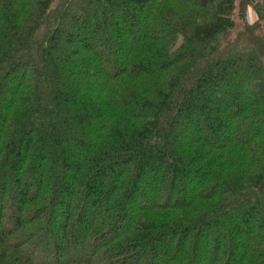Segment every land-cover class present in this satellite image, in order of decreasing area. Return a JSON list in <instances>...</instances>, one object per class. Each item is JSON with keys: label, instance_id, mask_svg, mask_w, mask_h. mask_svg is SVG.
Segmentation results:
<instances>
[{"label": "trees", "instance_id": "16d2710c", "mask_svg": "<svg viewBox=\"0 0 264 264\" xmlns=\"http://www.w3.org/2000/svg\"><path fill=\"white\" fill-rule=\"evenodd\" d=\"M78 1L0 0V264H264V0Z\"/></svg>", "mask_w": 264, "mask_h": 264}, {"label": "rangeland", "instance_id": "374dc122", "mask_svg": "<svg viewBox=\"0 0 264 264\" xmlns=\"http://www.w3.org/2000/svg\"><path fill=\"white\" fill-rule=\"evenodd\" d=\"M238 1H239V0H236V4H238ZM80 3H81V0L78 1L77 4L79 5ZM234 15H235V21H236L237 23H241V19L239 18V14H238V8H236ZM245 20H246L249 24H253V23H255L256 20H257V16H256V14H255V12H254V10L252 9L251 6L248 7V10H247V13H246ZM71 39H72L71 37L68 38L67 34H66L64 37H62V39H61L62 46L65 45V47H67V46H68V42H70ZM64 51H65V50H64ZM63 53H64V52H63ZM62 55H64V54H59V55H57V56L60 58ZM64 57H65V56H64Z\"/></svg>", "mask_w": 264, "mask_h": 264}]
</instances>
